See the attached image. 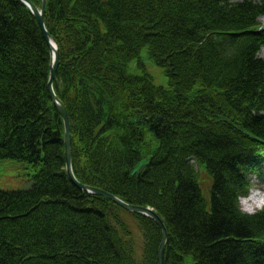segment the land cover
<instances>
[{
    "label": "trees",
    "instance_id": "obj_1",
    "mask_svg": "<svg viewBox=\"0 0 264 264\" xmlns=\"http://www.w3.org/2000/svg\"><path fill=\"white\" fill-rule=\"evenodd\" d=\"M260 11L252 0H47L75 174L152 206L168 231L165 264H264V217L242 216L233 203V187L252 170L241 155L247 140L226 128L264 141V119L249 108L264 110L258 45L242 40L264 42V31H246ZM149 58L167 84L138 67ZM47 62L35 19L16 0H0V164L43 176L33 191L0 195V264H157L153 220L79 192L61 171ZM147 155L150 165L131 175Z\"/></svg>",
    "mask_w": 264,
    "mask_h": 264
},
{
    "label": "water",
    "instance_id": "obj_2",
    "mask_svg": "<svg viewBox=\"0 0 264 264\" xmlns=\"http://www.w3.org/2000/svg\"><path fill=\"white\" fill-rule=\"evenodd\" d=\"M20 1L22 3H24L27 7L30 8V11L33 13L35 18L37 19L39 29L42 33V36H43L46 44L48 45V49L50 51L49 79H48V83H47V90H48V93H49V95H50V97H51V99L55 105L57 112L61 115V117L64 121V124H65L64 146H65V165H66L67 174H68L69 178L75 184H77L79 187H82V188H84L90 192L107 195L109 198H111L115 202H120L119 198H116L115 196H112L109 193H106L100 189H96V188L89 187V186H82V185L76 183V181L72 175L71 162H70L69 125H68L67 113H66V110H65L63 104L56 97V95L54 94V92L52 90V81H53L55 71L57 68L59 54H58L57 48L51 44L49 34L46 32V29L44 26L43 12H44L45 0H42V4H41L40 8H37L36 6H34V4L29 0H20ZM148 161H149V158L140 161L135 166L132 173L138 172L142 166H145L148 163ZM121 206L126 208L127 210H130V211L151 217L160 226V228H161V240H160V245L158 248V255H159L158 259H159V264H163L162 263V253H163L164 245H165V242L167 239V231H166V228H165L161 218L153 210H151L148 207L129 205L127 203H121Z\"/></svg>",
    "mask_w": 264,
    "mask_h": 264
},
{
    "label": "clouds",
    "instance_id": "obj_3",
    "mask_svg": "<svg viewBox=\"0 0 264 264\" xmlns=\"http://www.w3.org/2000/svg\"><path fill=\"white\" fill-rule=\"evenodd\" d=\"M256 27L264 28V17H258ZM233 203L242 216L264 213V180L249 179L246 184L237 187Z\"/></svg>",
    "mask_w": 264,
    "mask_h": 264
},
{
    "label": "rangeland",
    "instance_id": "obj_4",
    "mask_svg": "<svg viewBox=\"0 0 264 264\" xmlns=\"http://www.w3.org/2000/svg\"><path fill=\"white\" fill-rule=\"evenodd\" d=\"M185 27L187 26L185 25ZM261 52L262 56L264 57V49L263 51L261 50ZM149 72L152 76H154V74H157L158 72L161 73V70L153 65H150ZM157 81L161 82L159 80ZM229 143L236 147H239L240 145V141L237 139H233ZM241 144L243 145L245 142L241 141ZM229 148L231 149V146ZM26 184L27 181L20 166L12 162H3L0 165V189L23 188L26 187Z\"/></svg>",
    "mask_w": 264,
    "mask_h": 264
},
{
    "label": "bare ground",
    "instance_id": "obj_5",
    "mask_svg": "<svg viewBox=\"0 0 264 264\" xmlns=\"http://www.w3.org/2000/svg\"><path fill=\"white\" fill-rule=\"evenodd\" d=\"M63 106H64L65 110L67 111L66 105H63ZM60 122H62V119L61 118H60ZM54 134L55 135L56 134L58 135V131H54ZM54 134H53V136L51 138L53 142H55L56 141V138H57V137H54ZM258 159L259 158L254 157L252 160L257 161ZM24 177L26 178V181H27L26 186H28V185H35L37 183V177H35L34 175H31L30 174V175H26ZM105 180L108 181L107 179H105ZM108 193L110 195H112V196L116 195V193L114 191H111V190H108ZM121 203H127V201L120 197V202H114V204L116 206H118V207L121 206Z\"/></svg>",
    "mask_w": 264,
    "mask_h": 264
}]
</instances>
